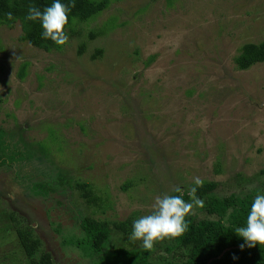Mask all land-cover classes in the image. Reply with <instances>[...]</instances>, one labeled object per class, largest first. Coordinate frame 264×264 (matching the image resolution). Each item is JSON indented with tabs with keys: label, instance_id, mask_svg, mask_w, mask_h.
<instances>
[{
	"label": "rangeland",
	"instance_id": "374dc122",
	"mask_svg": "<svg viewBox=\"0 0 264 264\" xmlns=\"http://www.w3.org/2000/svg\"><path fill=\"white\" fill-rule=\"evenodd\" d=\"M112 15L118 26L92 40ZM21 35L19 23L0 27V127L21 147L46 141L53 165H11L0 150V264L31 262L17 229L40 240L35 261L50 253L54 264H89L82 247H62L80 235L78 217L107 221L112 248H142L114 223L150 214L175 186L186 192L200 177L223 197L264 186V64L234 62L243 45L264 41V0H110L61 52ZM37 181L46 191L31 188ZM75 182L102 191L101 205ZM171 255L187 252L154 246L150 262Z\"/></svg>",
	"mask_w": 264,
	"mask_h": 264
},
{
	"label": "trees",
	"instance_id": "16d2710c",
	"mask_svg": "<svg viewBox=\"0 0 264 264\" xmlns=\"http://www.w3.org/2000/svg\"><path fill=\"white\" fill-rule=\"evenodd\" d=\"M54 0H0V27L7 26L14 28L16 24L21 25L22 35L20 41L26 42L34 48L46 53L61 52L63 46H57L50 40L41 38L42 27L39 21H27L25 16L29 5H35L41 10L50 6ZM62 3L71 5L69 22L66 25V33H77L81 24H87L96 20L109 6L110 0H61ZM11 12L13 19L9 20L7 14ZM73 18L75 20L73 21ZM117 17L112 15L98 32L91 31L90 38L96 39L114 30L117 24ZM82 45V44H81ZM85 44L81 46L80 53L84 50ZM82 54V53H81ZM103 51L98 49L93 59L101 57ZM137 56L138 52H135ZM152 55L145 61L146 66L155 60ZM235 65L239 70H248L255 65L264 64V41L261 43H248L241 47L235 57ZM29 62H24L18 76L24 79L27 73ZM3 99L0 97V104ZM13 137L0 127V150L8 151V164L19 163L23 166L34 165L39 161L45 166L51 164V147L45 142H34L21 147L19 141H13ZM23 141V140H22ZM36 167V166H34ZM51 167V166H49ZM37 169V167L35 168ZM52 176V175H51ZM59 176V175H58ZM51 178V179H50ZM63 178V177H60ZM50 179V180H48ZM48 184L56 179L48 177ZM57 182V181H56ZM47 181H37L31 188L38 191H46ZM76 189L83 191L89 206H100L103 202V192L98 191L89 183L75 182ZM129 184L124 188L127 189ZM74 187V188H75ZM218 184L212 181H204V186L198 189L197 196L204 200L202 208L207 216L199 220L194 216H187L188 230L181 236L173 239H165L157 242V249L165 250L168 254H173L179 249L187 252L183 260L173 261V256L168 258L165 264H264V246L248 247L245 241L235 234L237 227L245 226L250 205L256 194H264V186L254 188L250 192L241 191L233 193L228 197L219 196L216 192ZM33 188V190H35ZM38 194V193H37ZM172 195H182L186 202L191 198L188 191L173 193ZM109 200L108 197L104 200ZM77 217V216H76ZM80 223V235H75V242L63 248L78 246L84 250V258H90L89 264H156L151 263V251L143 248H112L110 247L111 229L107 221L94 219L92 217H78ZM133 222L129 219L122 222H115L116 230L125 236H130ZM33 229L28 231L17 229V239L26 257L31 260L30 264H54L50 253L42 254L39 261H35V256L40 253L41 242L33 235ZM241 245H244L242 248ZM79 264H84L82 260Z\"/></svg>",
	"mask_w": 264,
	"mask_h": 264
},
{
	"label": "clouds",
	"instance_id": "9594fccd",
	"mask_svg": "<svg viewBox=\"0 0 264 264\" xmlns=\"http://www.w3.org/2000/svg\"><path fill=\"white\" fill-rule=\"evenodd\" d=\"M75 4L54 2L42 10L29 5L25 19L39 21L42 27L41 38L50 40L57 46L66 45L69 36L65 31L69 22V13ZM13 19L11 12L7 14ZM75 18H73V21ZM204 186L200 177L193 178V186L188 190L191 202H186L182 195L156 196L151 206V213L143 215L133 221L130 241H140V246L151 251L157 242L173 239L183 235L188 230L186 217L194 214L195 208H203L204 200L198 198V189ZM181 187L175 186L174 193H181ZM235 234L242 238L248 247L264 246V194H256L247 214L245 226L237 227ZM243 248L244 245H241Z\"/></svg>",
	"mask_w": 264,
	"mask_h": 264
}]
</instances>
